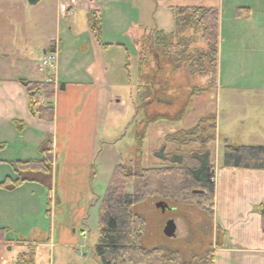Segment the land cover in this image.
<instances>
[{"label":"rangeland","instance_id":"374dc122","mask_svg":"<svg viewBox=\"0 0 264 264\" xmlns=\"http://www.w3.org/2000/svg\"><path fill=\"white\" fill-rule=\"evenodd\" d=\"M22 1L0 0V68H18L23 64L24 58H29V55L35 56L40 48L46 45L47 39L51 37L55 40L59 36L57 41L60 42L61 61L67 51H72L73 48L77 51L71 58L69 66L63 67L61 64L59 82L83 81L88 78L99 86L101 94H105L107 99L112 101L109 109L105 110L107 120L104 132L101 133L108 143V148L95 159L97 166L95 182L97 189H101L100 197L115 166L123 164L133 167L135 135L143 134L139 157L136 160L137 168H155L167 163L163 161L160 153L162 147L165 154H173L175 151L174 145L165 143L166 136L191 129L198 120L212 114L216 117V140L208 148L211 152L213 171L215 169L216 186L219 191L221 190L218 192L219 200L233 189V186L226 183L227 179L218 173V169L222 168L225 141L224 137L219 136L227 133L229 139L237 143L236 146L257 143L255 140L259 139H254L255 132L264 141L263 131L247 128L252 123L249 116L261 118L264 123V104L253 106L246 101L243 103L242 101L249 100L255 94L245 95L241 91L242 88H252L255 84L264 82V57L260 58L259 64H249V58L244 55L252 48L251 41L244 37L245 22L232 23L230 20L234 8L241 10L253 6L256 0H134L132 5L123 10L126 15L120 20L121 24L114 26L115 18L110 19L112 15L110 13L105 22L99 20L103 30H100L98 35L83 34L76 43L73 41L74 37L70 39L68 28L71 27L76 33L87 29V13L83 8L79 5L72 7L74 10L70 15L67 13L72 8H66L64 9L66 15L60 17L56 14L55 7L52 8L51 2L54 0H50V3L48 0H42L35 6L26 4L25 8ZM185 6L207 8L214 6L218 10L223 39V44L218 50L223 52V59L228 63L223 70L222 80L234 88L226 91L211 89L188 100L189 88L205 86L208 80L190 77L183 67L173 74L166 60H162L159 64L148 63L145 67V72H155L156 78L152 82L149 94L143 96L141 93L146 89V84H143L145 82L140 80L138 74L140 40L156 32L166 35L171 33L174 29V19L170 8ZM56 20L61 25L60 35L58 32L55 33ZM88 38L94 39V48L87 46ZM196 45L199 49L204 48L199 40ZM65 47L68 48L67 51H64ZM241 58L245 61L244 66ZM252 60L257 63L256 57H252ZM88 66L92 68L90 74L87 71ZM44 76L46 82H52L53 79L55 83L52 70L49 77ZM263 94H259L261 98H264ZM186 101L188 102L186 115L181 119H175ZM156 116L158 119L155 120ZM160 116L165 118L160 119ZM249 133L252 134L249 136ZM16 148L23 147L16 145ZM192 148L194 147L187 146L183 149L188 151ZM25 188L32 190L34 187L28 185ZM235 190L237 191V187ZM24 193V198L16 195L0 196V225L7 226L6 243L0 244V264H49L46 232L49 231L50 220L45 216L47 190L41 189V192L36 191L32 195L28 191ZM126 193L129 195L133 193L132 185L126 186ZM17 200L29 210L18 213V208H15ZM219 200L216 203L214 200L215 211L221 209L222 204ZM99 201L95 207L93 205L94 209L88 208L86 222L77 227V236L86 242L88 250L94 247L98 238ZM155 203L156 201H145L132 208V212L142 217L145 222L141 240L145 249L161 247L165 251H178L184 261H190L195 256L194 262H197L209 245L215 246L222 242L219 228H216L214 222L211 223L204 212L209 209L208 203L198 200L195 204L177 206L166 204L163 212L156 208ZM168 221H174L176 226V233L172 238H166L162 233Z\"/></svg>","mask_w":264,"mask_h":264},{"label":"crops","instance_id":"0c3cea01","mask_svg":"<svg viewBox=\"0 0 264 264\" xmlns=\"http://www.w3.org/2000/svg\"><path fill=\"white\" fill-rule=\"evenodd\" d=\"M41 2L42 0L22 1L24 8L26 4L35 6ZM51 3L52 8L55 7L56 14L60 17L66 15L60 0H54ZM133 3L134 0H78L77 5L83 8L87 15L94 13L98 21L102 23L111 13L110 19L115 18V26L121 24L120 20L125 17L126 12L123 10ZM208 8H214V6ZM235 9L230 20L232 23L245 22L243 23V31L246 32L244 37L247 41H251L252 49L244 56L249 58V64H259L260 58L264 57V0H256L253 6L241 10L237 8L236 11ZM73 10H70L67 15L72 14ZM87 15L86 30L76 33L71 27L68 28L70 39L75 38L74 43L78 42L83 34L91 33L88 28ZM54 28L55 33L58 32L57 34L60 35L59 21H55ZM99 28L103 30L100 22ZM221 34L222 27L220 31L219 17V46L223 44ZM57 38L59 36L55 40L51 37L47 39L46 45L41 47L35 56L29 55V58H24L23 64L18 68H0V182L7 177L15 178L11 163L38 160L40 150L48 138L52 143V167L49 182L39 177V181L44 183H25L12 191L0 189V196L16 195V197L24 198V192L28 191L32 195L36 191L41 192V189L47 190L46 198H49L50 205L48 214L45 216L50 220L49 231L46 232L49 264H99L93 255L94 247L88 250L86 242L81 241L77 236V227L86 222L85 216L88 208L94 209L96 202L101 198V189H97L95 182L97 173L95 159L108 148V143L101 133L104 132L107 120L104 115L105 110L109 109L112 101L107 99L105 94H101L99 86L88 78L83 81L59 82V68L69 66L71 58L77 51L75 48L67 51L68 48L65 47L64 51L67 53L61 61L60 42ZM52 43L56 44L54 81L56 85L63 84L64 88L55 94L54 121L44 123L29 115L25 90L20 81H44L45 76L38 73L36 67L39 54ZM93 43L94 39L88 38L89 48H94ZM86 47L84 48L88 50ZM96 47L99 49L98 45ZM222 54L223 52L218 50L215 90L226 91L234 87L223 83L222 74L228 63H225ZM251 56L257 58V63L253 62ZM241 62L244 66L245 61L242 58ZM87 71L90 74L92 68L88 66ZM218 74L219 83H217ZM241 91L245 95L255 94L249 100L242 101L243 103L246 101L247 104H253V106L264 104V98L259 95L264 93V82H259L252 88H242ZM248 118L252 122L247 127L248 129L264 132V123L261 118L256 119L255 116ZM243 126L246 127V124ZM253 134L254 139L259 140H255L257 143L248 146H264L262 137L256 132ZM219 137H224V144L234 146L237 144L229 139L230 136L227 133H222ZM16 145L23 148L17 149ZM218 173L227 179L226 183L233 186V189L226 192L219 200L218 192L221 190L219 191L216 186L214 169V200L215 203L219 200L222 204L218 211H215L213 204V222L222 235L220 247L215 249L214 264H264V234L261 232L258 214V206L264 204V170L220 168ZM28 185L33 186L34 190L25 188ZM27 199L30 198L27 197ZM15 208H18V213L29 210L19 200ZM1 228L5 229L7 226L1 224Z\"/></svg>","mask_w":264,"mask_h":264},{"label":"trees","instance_id":"16d2710c","mask_svg":"<svg viewBox=\"0 0 264 264\" xmlns=\"http://www.w3.org/2000/svg\"><path fill=\"white\" fill-rule=\"evenodd\" d=\"M170 11L174 19L171 33L166 35L156 32L140 40L138 74L140 80H144L143 84H146L141 95L149 94L156 78L155 72H145L147 64H159L166 60L173 74L183 67L190 77L208 80L205 86L189 88L187 98L191 100L216 87L219 13L215 8L205 7H171ZM87 23L92 35L100 33L99 21L93 13H88ZM188 32L191 34L187 35ZM198 40L203 43L204 48L197 47ZM20 83L25 90L29 115L40 122L52 123L55 94L62 91L64 85L55 86L53 82L27 80H21ZM187 105L186 101L175 119L186 115ZM164 118L160 116V119ZM216 130V117L212 114L198 120L191 129L166 136L164 141L175 146L174 153L165 154L162 147L160 153L167 163L148 169H138L136 166L143 134L135 135L133 167L123 164L114 167L97 208L98 238L93 255L99 264H214L215 248L220 244L209 245L197 262H194L195 256L190 261H184L178 251H165L161 247L145 249L141 244L145 222L132 212V208L145 201L177 206L195 204L201 200L209 204V209L203 210L213 223V164L208 147L216 140ZM51 144L48 138L40 150L38 160L11 163L15 178H5L0 183V189L12 191L25 183H44L39 181V177L49 182L52 167ZM187 146L194 148L186 151L183 148ZM222 156V168L264 170V146L224 144ZM128 185L133 186L131 195L126 193ZM193 191L202 193L194 194ZM49 203L47 198L45 215L48 214ZM258 214L261 232L264 234V204L258 206ZM5 236L6 230L1 228L0 244L6 243Z\"/></svg>","mask_w":264,"mask_h":264},{"label":"built area","instance_id":"2783aa9c","mask_svg":"<svg viewBox=\"0 0 264 264\" xmlns=\"http://www.w3.org/2000/svg\"><path fill=\"white\" fill-rule=\"evenodd\" d=\"M64 8H72L76 6L77 0H62ZM38 71L41 73H49L54 69V63L56 60L55 54L46 53L41 55Z\"/></svg>","mask_w":264,"mask_h":264},{"label":"water","instance_id":"95a60500","mask_svg":"<svg viewBox=\"0 0 264 264\" xmlns=\"http://www.w3.org/2000/svg\"><path fill=\"white\" fill-rule=\"evenodd\" d=\"M159 102L164 103L161 100H159ZM192 193H194V194H201L202 192L201 191H193ZM155 206H156V208H160L161 211L163 212V210L166 207V204L163 203V202H158V203L155 204ZM162 233H163L164 237H166V238H172L175 235V233H176V226H175L174 221H168V222H166L165 225H164V228L162 230Z\"/></svg>","mask_w":264,"mask_h":264}]
</instances>
